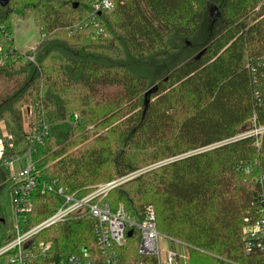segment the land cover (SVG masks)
Wrapping results in <instances>:
<instances>
[{
	"label": "trees",
	"instance_id": "obj_1",
	"mask_svg": "<svg viewBox=\"0 0 264 264\" xmlns=\"http://www.w3.org/2000/svg\"><path fill=\"white\" fill-rule=\"evenodd\" d=\"M91 2L0 5L4 157L31 162L37 177L21 228L52 215L58 187L83 196L132 176L104 200L135 222L152 207L157 232L185 244L189 264H264L241 240L245 219L264 217V0H112L93 16ZM12 15L39 29L34 62L13 45ZM6 187L12 199L0 165ZM11 227L0 207V247ZM95 235L79 214L35 238L56 258L86 248L101 264ZM138 242L132 228L115 249L120 264H157Z\"/></svg>",
	"mask_w": 264,
	"mask_h": 264
},
{
	"label": "built area",
	"instance_id": "obj_2",
	"mask_svg": "<svg viewBox=\"0 0 264 264\" xmlns=\"http://www.w3.org/2000/svg\"><path fill=\"white\" fill-rule=\"evenodd\" d=\"M111 8L112 0H92L91 2L92 16L102 10H111ZM25 58L34 62V47L25 52ZM6 59L7 53L4 52L0 43V67L6 62ZM37 126L38 130L33 137L38 140L44 135V123L37 120ZM0 165L8 170L12 181L13 235L0 247V257H6L5 264H98L94 255L86 248H81L65 257L56 258L52 252L51 242L35 238V235L41 230L79 214H86L94 221L95 244L103 254L101 264H120L115 249L124 244L127 232L132 228H136L139 234L138 256L153 257L157 264H180L182 259L188 260V255L184 257L174 249L160 246L158 240L160 234L156 230L152 207L147 206L141 221L135 222L126 214L121 205L116 209H111L104 200L111 188L126 181L129 177L95 185L89 193L83 196L67 193L62 187H58L54 192L61 197V205L48 218L28 229H23L21 225L24 220L21 216L32 208L31 189L37 179L34 166L29 161L21 166L17 160L5 159L4 143L1 136ZM257 181L260 182L261 187H264V175L260 176ZM45 188L52 190L53 186H45L43 190ZM245 222L241 227V240L245 253L263 252L264 217L260 215L254 221L245 219Z\"/></svg>",
	"mask_w": 264,
	"mask_h": 264
},
{
	"label": "rangeland",
	"instance_id": "obj_3",
	"mask_svg": "<svg viewBox=\"0 0 264 264\" xmlns=\"http://www.w3.org/2000/svg\"><path fill=\"white\" fill-rule=\"evenodd\" d=\"M10 26H11V38L13 41V45L15 48L21 52L25 53L32 49L35 45H37L40 41V32L38 27L35 25L34 20L32 16H29L25 19H19L17 16L12 15L11 20H10ZM24 127L26 128V117L24 116ZM259 129L257 130H252L249 131L248 133H256L258 132ZM245 133V134H248ZM241 135L239 134L237 137H240ZM102 184V183H99ZM96 184V185H99ZM0 207H1V212L2 215L6 219V224L8 225V228L11 229L12 227V208H11V196L8 191V188H3L0 192ZM13 235V230L12 233ZM159 244L165 245L171 244L173 245L172 248L178 249L179 251L185 250V247L181 244L174 243L170 238L164 236V235H159ZM6 262V257L1 256L0 257V264H5Z\"/></svg>",
	"mask_w": 264,
	"mask_h": 264
},
{
	"label": "crops",
	"instance_id": "obj_4",
	"mask_svg": "<svg viewBox=\"0 0 264 264\" xmlns=\"http://www.w3.org/2000/svg\"><path fill=\"white\" fill-rule=\"evenodd\" d=\"M170 240H172V239H170ZM174 243H178V244H181V245H183L184 247H185V250H183V251H179L178 249H174V248H172V246L173 245H169V244H165V245H161V247L162 248H171V249H174L176 252H178L179 254H181L182 256H184V257H186L187 256V247H186V245L185 244H183V243H180V242H178V241H175V240H172ZM180 264H189L188 263V260H186L185 258L184 259H182L181 261H180Z\"/></svg>",
	"mask_w": 264,
	"mask_h": 264
},
{
	"label": "water",
	"instance_id": "obj_5",
	"mask_svg": "<svg viewBox=\"0 0 264 264\" xmlns=\"http://www.w3.org/2000/svg\"><path fill=\"white\" fill-rule=\"evenodd\" d=\"M8 2H9V0H0V5L5 6ZM216 13H217V9H214L212 12V16L214 17ZM129 178H132V176ZM130 234H131V231H128L127 235H130Z\"/></svg>",
	"mask_w": 264,
	"mask_h": 264
}]
</instances>
